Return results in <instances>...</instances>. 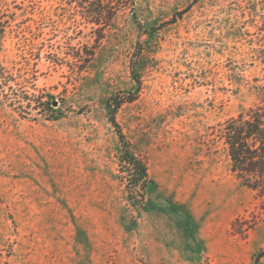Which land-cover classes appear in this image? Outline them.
I'll return each mask as SVG.
<instances>
[{
	"label": "rangeland",
	"instance_id": "1",
	"mask_svg": "<svg viewBox=\"0 0 264 264\" xmlns=\"http://www.w3.org/2000/svg\"><path fill=\"white\" fill-rule=\"evenodd\" d=\"M70 1L4 0L0 264H256L264 197L213 129L264 99V0H141L104 32Z\"/></svg>",
	"mask_w": 264,
	"mask_h": 264
},
{
	"label": "trees",
	"instance_id": "2",
	"mask_svg": "<svg viewBox=\"0 0 264 264\" xmlns=\"http://www.w3.org/2000/svg\"><path fill=\"white\" fill-rule=\"evenodd\" d=\"M73 1V2H72ZM141 0H71L74 7L87 24L96 26L98 32L112 28L119 12L129 10L134 18ZM4 0H0V43L4 37L7 21H2ZM0 71H3L0 67ZM1 78L4 79V76ZM136 79V78H135ZM133 98H127L131 102ZM113 101V100H112ZM123 101L113 102L108 106L112 114ZM53 100L47 96L42 106L51 110ZM110 121L117 128L112 115ZM216 141L220 143L230 160L232 174L247 189L264 197V99L261 104L242 111L234 117L219 122L213 129ZM124 149L120 156L121 167L125 169L128 184L138 188H145L149 182L146 165L128 150L124 136L118 132ZM131 199V198H129Z\"/></svg>",
	"mask_w": 264,
	"mask_h": 264
},
{
	"label": "crops",
	"instance_id": "3",
	"mask_svg": "<svg viewBox=\"0 0 264 264\" xmlns=\"http://www.w3.org/2000/svg\"><path fill=\"white\" fill-rule=\"evenodd\" d=\"M256 264H264V253L262 257L256 262Z\"/></svg>",
	"mask_w": 264,
	"mask_h": 264
},
{
	"label": "water",
	"instance_id": "4",
	"mask_svg": "<svg viewBox=\"0 0 264 264\" xmlns=\"http://www.w3.org/2000/svg\"><path fill=\"white\" fill-rule=\"evenodd\" d=\"M53 104H55V102Z\"/></svg>",
	"mask_w": 264,
	"mask_h": 264
}]
</instances>
